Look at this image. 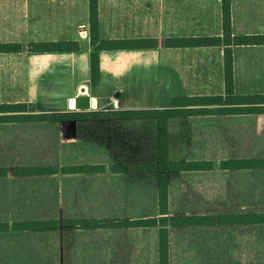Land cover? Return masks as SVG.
Masks as SVG:
<instances>
[{
  "label": "trees",
  "instance_id": "obj_1",
  "mask_svg": "<svg viewBox=\"0 0 264 264\" xmlns=\"http://www.w3.org/2000/svg\"><path fill=\"white\" fill-rule=\"evenodd\" d=\"M222 37L171 39L168 46L263 45L264 35L234 36L231 22V0H222ZM90 37L95 47L91 55V84L100 79L99 52L126 48H153L154 40L100 41L98 4L90 0ZM70 43L45 44L42 49L69 50ZM20 44H0V53L20 52ZM226 94L178 98L173 108L160 110L159 153L163 173L159 174L155 195L156 212L150 215L114 217H76L41 220L0 221V234L9 232L65 231H151L156 236L155 264H205L221 260L223 254L236 249L223 248L236 240L247 246L257 235L262 240L264 264V94L235 95L232 80V51L225 50ZM41 107V106H40ZM165 111V112H163ZM26 104H1L0 123H46L56 117L39 110L34 113ZM37 112V111H36ZM157 111L123 112L126 116L152 115ZM62 117L81 119L92 113H63ZM155 115V114H153ZM254 132H260L261 145ZM258 143V144H255ZM105 147V146H104ZM107 147V146H106ZM262 149L259 155H248L249 149ZM110 174H127L119 163L110 165ZM105 163L75 162L64 166L14 167V176H104ZM262 175L261 194L247 178ZM170 175V178H169ZM9 171L0 167V179ZM225 176V177H224ZM228 181L234 200L223 201L222 182ZM246 182L245 185H243ZM251 192L248 201H240L239 191ZM259 191V190H258ZM256 193V194H255ZM212 195V202L207 200ZM218 195V196H216ZM215 197L219 201L215 202Z\"/></svg>",
  "mask_w": 264,
  "mask_h": 264
},
{
  "label": "crops",
  "instance_id": "obj_2",
  "mask_svg": "<svg viewBox=\"0 0 264 264\" xmlns=\"http://www.w3.org/2000/svg\"><path fill=\"white\" fill-rule=\"evenodd\" d=\"M97 4L100 41L154 40L157 46L100 51V79L92 86L90 0H0V44L23 46L20 52L0 53V105L26 104L34 113H48L42 103L47 88L56 85L46 78L49 67L73 70L72 76L58 80L72 87L59 97L66 107L54 114L76 109V99L83 94L90 97L91 107L77 113L100 111L114 117L172 109L178 98L224 96L226 48L232 51L234 94H264V89L247 88L250 80H264V44L165 45L171 39L222 37V0H97ZM231 22L234 36L264 35V0H231ZM52 43L73 47L42 49ZM127 80H164L168 105H156L162 99L159 92H151V100L141 98L153 105H139L140 88L133 84L136 88L129 90Z\"/></svg>",
  "mask_w": 264,
  "mask_h": 264
},
{
  "label": "rangeland",
  "instance_id": "obj_3",
  "mask_svg": "<svg viewBox=\"0 0 264 264\" xmlns=\"http://www.w3.org/2000/svg\"><path fill=\"white\" fill-rule=\"evenodd\" d=\"M60 71L66 75L59 74ZM71 71L47 68V80H54L56 85L47 88L46 100L42 103L46 112L54 114L66 107L64 99L59 97L66 95L72 86L61 85L58 80L72 76ZM126 82L129 90L136 88L133 84L140 88L139 105H153L141 99L151 100V92L154 95L159 92L162 98L156 105H168L167 99L164 100V80ZM247 86L255 92L263 91L264 80H250ZM77 112L83 111L76 108L67 113ZM92 112L81 119H64L59 114L53 115L55 121L46 123H0V167L9 171L8 178L0 179V221L150 215L156 212L158 176L163 173L159 153L161 129L157 123L161 122L158 115L162 111L151 116H126L121 122H117L118 117L111 113ZM254 136L260 140L255 144L260 146L262 134L254 132ZM261 153L262 149L254 147L249 149L248 155ZM75 162L105 163L108 173L97 177L61 174L17 177L12 174L14 167L64 166ZM113 162L123 166L127 174L111 175ZM247 180L256 186L255 192L261 194L257 199H262V175ZM222 192L223 201L234 200V191L228 181L222 182ZM250 194V190L239 191L238 197L244 202L251 200ZM210 196L207 200L212 202L213 196ZM218 201L219 197H215V202ZM155 238L151 231H11L0 234V264H155ZM227 242L223 248L228 244L236 250L224 253L216 264H263L262 240L257 235L247 240V246L236 240ZM205 264L215 263L208 261Z\"/></svg>",
  "mask_w": 264,
  "mask_h": 264
},
{
  "label": "water",
  "instance_id": "obj_4",
  "mask_svg": "<svg viewBox=\"0 0 264 264\" xmlns=\"http://www.w3.org/2000/svg\"><path fill=\"white\" fill-rule=\"evenodd\" d=\"M76 108L80 110H87L91 107L90 97L86 94L79 96L75 102Z\"/></svg>",
  "mask_w": 264,
  "mask_h": 264
}]
</instances>
